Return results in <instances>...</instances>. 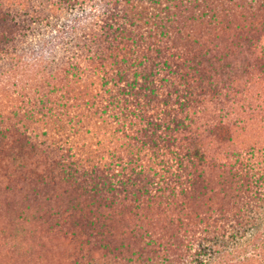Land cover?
<instances>
[{
	"label": "trees",
	"instance_id": "obj_1",
	"mask_svg": "<svg viewBox=\"0 0 264 264\" xmlns=\"http://www.w3.org/2000/svg\"><path fill=\"white\" fill-rule=\"evenodd\" d=\"M84 1L92 13L51 38L60 59L31 56L50 94L0 121V181L59 198L72 235L110 241L116 222L153 219L133 264L221 263L238 247L225 239L263 242L264 145H236L252 121L214 112L238 100L239 68L264 75V0ZM92 123L102 137L79 144Z\"/></svg>",
	"mask_w": 264,
	"mask_h": 264
},
{
	"label": "rangeland",
	"instance_id": "obj_2",
	"mask_svg": "<svg viewBox=\"0 0 264 264\" xmlns=\"http://www.w3.org/2000/svg\"><path fill=\"white\" fill-rule=\"evenodd\" d=\"M90 4L84 0H0V48L9 52L0 59V121L15 122L20 108L42 94H50L55 82L44 75L45 62L37 64L31 56L40 54L59 60L64 52L61 45L52 46L51 38L73 21L89 16L93 11L89 9ZM232 50L228 52L229 60ZM257 73H241L239 68L238 100L235 105L229 108L224 105L214 112L223 116L227 111L237 121H252L251 129L246 127L250 131L242 130V122L237 123L236 145H241L242 139L249 136L259 140L261 147L264 145V75ZM247 80L251 81L245 86ZM85 130L79 144L95 145L104 131L93 123ZM106 135H109L107 130ZM66 137L62 135L59 139L63 142ZM216 172H211V177L218 186ZM21 184L0 181V264H133L129 259L140 246L139 231L144 235L154 230L153 219L140 215L116 222L110 241L72 235L67 228L57 225L53 215L61 204L60 199L35 196L28 185L19 188ZM217 192L219 189L215 187L213 193L198 200L196 210L201 211L208 200H218L221 195ZM159 231L162 232L161 228ZM243 241V238L239 243L232 237L225 239L220 250L238 247L225 255L221 263L211 264H264V241L257 245H247Z\"/></svg>",
	"mask_w": 264,
	"mask_h": 264
}]
</instances>
